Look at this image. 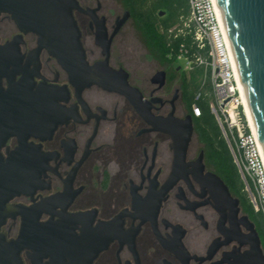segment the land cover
I'll list each match as a JSON object with an SVG mask.
<instances>
[{"label":"flooded vegetation","instance_id":"1","mask_svg":"<svg viewBox=\"0 0 264 264\" xmlns=\"http://www.w3.org/2000/svg\"><path fill=\"white\" fill-rule=\"evenodd\" d=\"M77 2L90 9L73 11L87 62H106L119 73L112 79H126L136 94L73 86L56 58L38 49L37 36L20 32L1 13L0 94L50 92L30 100L42 112L25 139L42 157L34 200L20 195L9 203L43 200L40 221H64L79 252L86 249L85 264H236L233 252L248 246L224 243L220 215L200 181L213 170L188 111L183 84L189 70L152 50L127 8L111 0ZM5 119L4 158L19 142L9 133L15 121ZM167 126L175 138L188 136L179 168L175 140L162 129ZM19 223V217L7 220L1 230L14 238ZM21 256L30 264L25 251ZM44 263L51 264L49 257Z\"/></svg>","mask_w":264,"mask_h":264},{"label":"water","instance_id":"2","mask_svg":"<svg viewBox=\"0 0 264 264\" xmlns=\"http://www.w3.org/2000/svg\"><path fill=\"white\" fill-rule=\"evenodd\" d=\"M216 3L264 155V0H216ZM74 10L90 9H82L77 0H0V14H8L20 32L35 34L38 49L44 48L56 58L68 73L70 84L81 88L97 85L133 98L135 90L126 79H112L119 73L109 68L106 62L89 65L73 17ZM12 90L0 94V102L4 104V108H0V147L8 135L6 131L10 129L5 117L11 116L15 121L9 133L19 137L18 146L7 153L6 158L0 153V264H24L22 251H25L30 264H45L46 257L51 264H85L86 249L83 247L79 252L76 237L64 221H40L46 211L43 200L31 206L9 203L20 195L34 200L33 194L42 172V157L38 147L26 143L25 139L27 132L35 129L42 112L37 106L34 108L30 100L50 94L46 88L38 89L39 94L34 97L15 95ZM162 129L172 134L175 140V165L179 168L184 165L188 136L182 140L175 138L170 127ZM200 181L208 188L213 207L220 215L219 231L225 237L224 243L248 246L242 252L239 248L233 252L234 262L264 264L259 236L248 216L241 213L239 199L212 171L201 175ZM47 211L53 215L51 210ZM17 217L20 219L18 233L14 238H8L1 227L7 220ZM226 222L228 227H225ZM241 227L247 232L243 233Z\"/></svg>","mask_w":264,"mask_h":264},{"label":"built area","instance_id":"3","mask_svg":"<svg viewBox=\"0 0 264 264\" xmlns=\"http://www.w3.org/2000/svg\"><path fill=\"white\" fill-rule=\"evenodd\" d=\"M188 7L187 16L167 33L173 38H189V47L179 45L176 62L187 70L202 69L192 115L200 116L196 100L207 96L209 111L225 139L243 191L264 220V155L246 113L243 88L216 0H188Z\"/></svg>","mask_w":264,"mask_h":264},{"label":"trees","instance_id":"4","mask_svg":"<svg viewBox=\"0 0 264 264\" xmlns=\"http://www.w3.org/2000/svg\"><path fill=\"white\" fill-rule=\"evenodd\" d=\"M130 13L135 17L148 45L162 59L167 56L176 61L179 45L184 43L189 47V38L168 35L167 29L177 25L181 18L187 16L188 0H124ZM163 15H159V14ZM191 51V49H190ZM202 69L194 67L184 78L183 90L189 93L188 111L193 118L197 135L205 148L206 161L212 170L223 180L233 196L239 199V205L244 214L253 222L264 252V220L259 212H255L240 180L231 154L223 138L220 128L208 108V97L202 95L196 100L201 108L199 117H194L191 106L195 95L200 89Z\"/></svg>","mask_w":264,"mask_h":264},{"label":"bare ground","instance_id":"5","mask_svg":"<svg viewBox=\"0 0 264 264\" xmlns=\"http://www.w3.org/2000/svg\"><path fill=\"white\" fill-rule=\"evenodd\" d=\"M245 108H246V113H247V116H248V119H249V122L254 130V126H253V122H252V119H251V115H250V112H249V108L247 106V103H246V100H245ZM255 131V130H254Z\"/></svg>","mask_w":264,"mask_h":264},{"label":"rangeland","instance_id":"6","mask_svg":"<svg viewBox=\"0 0 264 264\" xmlns=\"http://www.w3.org/2000/svg\"><path fill=\"white\" fill-rule=\"evenodd\" d=\"M111 1L116 2L120 6V8L123 9V10L127 8L126 5H125V3H124V0H111Z\"/></svg>","mask_w":264,"mask_h":264}]
</instances>
